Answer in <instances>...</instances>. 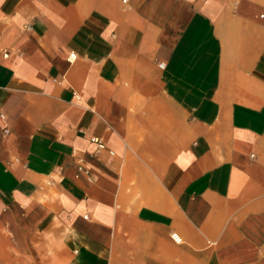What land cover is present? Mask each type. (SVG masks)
<instances>
[{
	"label": "crops",
	"instance_id": "obj_1",
	"mask_svg": "<svg viewBox=\"0 0 264 264\" xmlns=\"http://www.w3.org/2000/svg\"><path fill=\"white\" fill-rule=\"evenodd\" d=\"M0 264H264V0H0Z\"/></svg>",
	"mask_w": 264,
	"mask_h": 264
},
{
	"label": "built area",
	"instance_id": "obj_2",
	"mask_svg": "<svg viewBox=\"0 0 264 264\" xmlns=\"http://www.w3.org/2000/svg\"><path fill=\"white\" fill-rule=\"evenodd\" d=\"M127 1V0H125ZM75 58V56L72 54L69 56V59L70 60H73ZM166 66L165 62H161L160 63V67L161 68H164ZM6 133H9V130L6 129ZM92 140L97 143L98 145V150H102V149H106V144L104 142V140L101 138V137H92ZM81 175L85 176L86 179L89 181V182H92L93 181V177H92V173L90 171L89 168H86V167H83V166H80L79 167V173L76 175V177H81ZM171 238L174 240V242H176L177 244H181L183 243V238L182 236L178 233V232H173L171 233Z\"/></svg>",
	"mask_w": 264,
	"mask_h": 264
}]
</instances>
